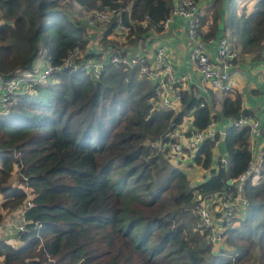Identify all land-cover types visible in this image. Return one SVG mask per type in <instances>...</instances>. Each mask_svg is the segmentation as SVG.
Wrapping results in <instances>:
<instances>
[{"label":"trees","instance_id":"16d2710c","mask_svg":"<svg viewBox=\"0 0 264 264\" xmlns=\"http://www.w3.org/2000/svg\"><path fill=\"white\" fill-rule=\"evenodd\" d=\"M75 1L88 11L120 8L116 19L129 25V40L150 29L162 30L161 21L174 4ZM65 2L0 0V80L19 88L9 94L6 106L0 105V194L5 198L0 222L3 208H17L29 196L33 202L25 209V231L16 232L24 243L16 247L0 239V257L6 264H95L111 255L112 264H242L254 259L264 264V150L258 159L261 180L245 181L243 192L250 203L239 209H245L239 223L238 211L233 223L225 224L222 240L209 239L195 208L198 198L210 192L236 191L229 179L246 172L255 158L249 129L231 126L224 139L226 152L218 158L219 134L205 140L190 165L210 173L201 181L190 178L181 163L173 162L170 133L189 115L195 128H205L217 114L189 87L182 90L180 109L158 108L155 83L137 68L108 63L97 78L84 66L63 68L77 46L85 59L102 55L88 49L87 27L68 14ZM220 11L210 18L199 10L203 38L220 32ZM240 19L232 24L234 44L264 55V0L243 7ZM116 26L108 23L102 42ZM40 54L56 67L50 82L27 77L36 71ZM27 81L30 87L21 90ZM242 103L239 92L227 96L222 115L247 113ZM17 169L21 180L9 185ZM104 229L110 234L92 235ZM109 238L128 240L137 255L117 262Z\"/></svg>","mask_w":264,"mask_h":264},{"label":"built area","instance_id":"2783aa9c","mask_svg":"<svg viewBox=\"0 0 264 264\" xmlns=\"http://www.w3.org/2000/svg\"><path fill=\"white\" fill-rule=\"evenodd\" d=\"M121 13L120 8L93 9L87 16L89 25H97L109 22H117L118 29L125 35L130 32V27L122 20L116 19ZM199 3L195 0H174L170 14L161 21L163 29L168 28L177 17H183L187 24V34L191 45V57L195 62V68L199 73L198 85L204 92L231 91L236 86V79L232 73V67L239 57V50L227 34L203 38L199 25ZM117 20V21H116ZM148 25V18L143 21V26ZM215 43L217 57L209 54L208 44ZM108 60L103 57L96 58V63L91 59H85V53L80 47L71 49L64 60L63 68L78 69L86 67L91 75L97 78L102 74L106 64L110 63L125 68H137L145 73L155 83V99L158 108L165 110H177L181 103L182 86L192 80L190 72H178L175 64L168 56V49L160 45L156 54L149 57L141 53L113 52L107 55ZM56 67L45 59V65L34 73H28V78L38 82H50L54 79ZM23 74L22 76H24ZM27 75V74H26ZM30 82H26L23 89H28ZM19 90L18 84L12 81L0 83V105L6 106L9 94ZM204 104V103H202ZM211 121L205 128L191 127L186 131L179 128V125L170 133V152L174 158L183 159L187 154L194 155L200 145L207 139H214L217 130ZM230 126L237 128H248L250 137H258L264 134V122L248 113H242L237 118H231ZM225 164L227 159L221 156ZM262 177L261 169L256 161H253L250 168L238 178H232L236 191H214L206 196L200 197L195 205L200 216L201 225L209 231V239L218 242L223 239L225 224H232L233 218L241 207L247 206L250 202L244 195V183L248 179L252 183H259ZM33 205L32 197L29 196L23 206L25 209ZM26 220L16 227L19 234L25 231Z\"/></svg>","mask_w":264,"mask_h":264},{"label":"crops","instance_id":"0c3cea01","mask_svg":"<svg viewBox=\"0 0 264 264\" xmlns=\"http://www.w3.org/2000/svg\"><path fill=\"white\" fill-rule=\"evenodd\" d=\"M208 2H206L204 5H206ZM225 13H227L228 15L227 9ZM221 20H222L221 23L219 21L220 32L215 36L227 34V30L225 28L228 25L227 23L228 16L223 14ZM107 26L108 23L104 25V29L102 30L101 35L99 34L100 32L97 35L90 33L89 45H88L89 50L102 53L101 57H103L105 60L109 59L106 56L109 55L111 51H118L122 53H141V54H146L149 57H153L156 54V49L160 45H164L167 47L168 56L175 64L177 71L178 72L188 71L192 74V80L184 84L182 88L183 89L188 87L193 88L195 92H197L199 95L205 98V102H208L209 105L212 107L213 113L217 114V116L212 120L215 123L214 126L220 137L219 140L216 142L215 157L218 158V155L220 156L226 152L224 147V139L226 137L228 129L231 127L230 126L231 116H224L221 113L223 101L227 96H234V92H239L242 95V99H243L241 110L243 112L248 111L247 113L259 117L262 120V122H264V58L259 55L255 56L254 51L247 50L248 51V55L246 56L248 59L247 63L242 62L241 65L237 59L234 66L232 67V73L236 79V86L231 90V92H220V91L204 92L201 90V88L198 85L199 73L195 68V62L191 57V45L187 34V24H186V20L183 17L175 18L172 24L166 29H162L160 31L151 29L147 31L145 34L139 36H137V34L134 35V37L131 40L126 38L125 34L121 32L116 26L115 30L113 29L114 31L111 34L107 35V38L113 41L114 44H108L105 47L102 44V40H103V34L105 32H108ZM149 33L154 34L153 37L155 41L151 38V36H149ZM148 41H151L153 44L147 47L146 43ZM208 51L211 57L213 58L217 57V48L215 43L208 44ZM256 77L263 78L262 83L255 82L254 80ZM247 82H249V86L248 89L245 90ZM179 108H181V103H179ZM185 120L181 124H179V128L181 130L186 131L191 127H195L192 118L190 119V124L187 126L184 124ZM250 142L255 157L254 161L258 163V159L262 151L264 150V134H261L260 136L254 138L250 137ZM187 155L183 159L190 158L191 156L193 157L192 154H189V156ZM180 163L181 165L191 167L192 170L191 174L193 173L191 177L195 181H199L200 177L197 179L195 178L194 170L196 168L202 169V167L190 165V163L183 164L182 159H180ZM215 166L217 167V162ZM203 170L205 169L204 168L202 169L201 175L205 174Z\"/></svg>","mask_w":264,"mask_h":264},{"label":"rangeland","instance_id":"374dc122","mask_svg":"<svg viewBox=\"0 0 264 264\" xmlns=\"http://www.w3.org/2000/svg\"><path fill=\"white\" fill-rule=\"evenodd\" d=\"M227 1V0H226ZM224 1V0H200L199 3V7H201V12H206L209 14V17H213L214 14H215V11H218L219 8H221V11L220 13L223 15L225 14L226 16L229 17V25L226 26V30H227V35L229 37H232L233 35V30L235 31V29L232 27V24L233 23H239L241 22V19H240V16L242 14V8L247 6L248 8H251L255 3L258 2V0H228L227 2ZM230 1V2H229ZM206 2H208L206 5H204ZM229 2V3H228ZM225 4H228V5H225ZM203 5V6H202ZM208 6H213V8L211 7H208ZM63 8H65V10L68 12V14L74 19V20H79L81 22V24H83L85 26V30H86V27H87V30H86V35L88 38H90V33H93L95 35H97L99 32V34L101 35L102 34V30L104 29V25H106V23H103V24H97V25H89L88 22H87V16L89 15L90 11L88 10H85L83 9L82 7H80L78 5V3L75 1V0H66L65 4L63 5ZM228 11V15L227 13H225V11ZM93 10V9H92ZM91 10V11H92ZM224 12V13H222ZM222 15H220L219 19H220V23L222 22L221 18H222ZM87 25H86V23ZM225 21V19H224ZM223 21V23H224ZM228 23V22H227ZM233 29V30H232ZM151 30V29H150ZM149 36H151V38L155 41L154 39V34L153 33H149ZM233 38H231L232 40ZM100 41V39H99ZM233 41V40H232ZM234 43V41H233ZM102 44L106 47L108 44H114L113 41L111 40H106L104 42H102ZM153 44L151 41H148L146 43V46L148 47L149 45ZM235 45V44H234ZM235 47L239 50V57H238V61L239 63L242 65V62H245L247 63L248 62V59H247V55H248V51L247 50H243L240 48V46H237L235 45ZM255 53V56L257 51H254ZM261 57L264 58V55L263 53H261L260 55ZM91 61L93 63H96V58H92ZM45 65V59L43 57V55L41 56V54L37 57L36 61H35V67L37 69H41L43 68ZM255 82L257 83H262L263 81V78L261 77H256ZM0 83H1V80H0ZM248 86H249V82L246 83V87H245V90L248 89ZM190 116H187L184 124L187 126L190 124ZM189 156V155H187ZM192 158V156L190 157ZM190 158H185V159H182V162L183 164H188L191 162V159ZM173 162L175 164H178L180 163V160L177 159V158H174ZM184 169L186 170V172L189 174L190 178L191 176L193 175V173L191 174V167L189 166H184ZM203 169V168H202ZM202 169L200 168H196L194 170V176L195 178H199V181L203 180L204 179V175H201V171ZM204 173L208 174L209 171L208 170H203ZM19 176H20V173H19V170L17 169L11 179L9 180L8 184L9 185H12V184H15L17 185L18 182L21 180L19 179ZM27 188V187H26ZM3 195L0 194V201L3 200ZM5 199V198H4ZM25 203V202H24ZM22 203V205L24 204ZM19 206L17 208H14V209H9V208H3V218L0 222V239H6L8 242L10 241L13 245H15L16 247L22 245L24 242L22 239H20V237H18V234H19V230L17 231L16 227H18V225L20 224H23L24 223V214H23V206ZM196 208V207H195ZM243 210H245L244 208L239 210L238 212V216L237 217V222L239 223L240 222V216H244V212ZM248 212V210H246ZM235 225H236V222H235ZM16 232H18V234H16ZM111 230L110 229H104V230H99V231H94L92 233V235L94 237H98V238H102V237H105L104 235L107 233L110 234ZM75 235V234H73ZM69 236H71V234H69ZM69 240H73V237L71 236ZM105 241V239H103ZM103 240H101L100 242H104ZM110 241H112L111 243V246L108 247L109 249L112 248V250L116 251V257H115V260L117 262H119V260L124 257V256H136L137 255V252L136 251H133L132 250V246L129 244L128 240H115L113 238H109ZM236 240L238 241H244L245 239H240L238 236H236ZM72 241L69 242L70 245H75L77 243H73ZM91 242V241H90ZM232 246H234V244H231ZM130 253V254H129ZM113 255L111 256H108V257H105L103 260L101 261H98V259L94 260L95 264H112V260H114V258L112 257ZM134 259H137V257H134ZM255 260V259H254ZM253 261H250L248 263H242V264H255V262ZM257 261V259L255 260ZM87 262V261H85ZM84 262V263H85ZM0 264H6L4 262V258L3 257H0ZM93 264V263H91ZM236 264H241V263H236Z\"/></svg>","mask_w":264,"mask_h":264},{"label":"water","instance_id":"95a60500","mask_svg":"<svg viewBox=\"0 0 264 264\" xmlns=\"http://www.w3.org/2000/svg\"><path fill=\"white\" fill-rule=\"evenodd\" d=\"M232 180H233V179H229V181H228V182H229V184H231V183H232Z\"/></svg>","mask_w":264,"mask_h":264},{"label":"clouds","instance_id":"9594fccd","mask_svg":"<svg viewBox=\"0 0 264 264\" xmlns=\"http://www.w3.org/2000/svg\"><path fill=\"white\" fill-rule=\"evenodd\" d=\"M199 10H200V7H199ZM230 38H231V37H230ZM178 109H180V108H178ZM178 109H177V110H178Z\"/></svg>","mask_w":264,"mask_h":264}]
</instances>
